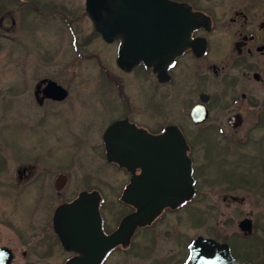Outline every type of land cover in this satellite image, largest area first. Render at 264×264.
Instances as JSON below:
<instances>
[{"label": "flooded vegetation", "instance_id": "af4514ba", "mask_svg": "<svg viewBox=\"0 0 264 264\" xmlns=\"http://www.w3.org/2000/svg\"><path fill=\"white\" fill-rule=\"evenodd\" d=\"M35 4L33 0H0V43L1 38L14 41L21 28H25L31 11L47 20L50 14L60 11L57 4L50 5L48 10ZM158 10L161 19L152 27L151 38L177 51L162 69L161 76L142 61L131 68H121L117 64V55L122 39H105L94 28L85 5L80 15L59 14L52 19H58L65 27L60 30L62 35L53 52L71 49L73 58L70 60L74 65L95 61L98 79H104L109 85L111 102L107 109L104 105L87 109L76 107L82 98L78 93L87 89L71 96L74 74L66 79L43 75L33 81L32 90L28 91H32L37 113L31 119L25 118L26 124L41 134L48 123L46 119L57 123L65 121L70 135H62L59 129L52 127L53 149L65 154L67 150L73 149V152L68 154L70 157L49 163L36 160L35 153L16 156L23 162L16 166L15 184L21 186L24 197L33 202L35 211L44 209V212L39 211L42 214L40 221L35 216L27 221L36 232H41L32 238V241H38L39 249L35 250L36 255L31 261V251L26 247L16 250L10 240L0 243L9 250L2 251L0 263L4 264L10 256L8 264H14L17 258L19 264H44L51 258L57 260L52 264H66L69 259L80 256L79 251L66 249L61 244L54 230L53 215L59 205L75 201L81 193L97 194L101 230L105 234L116 230L126 215L136 211L135 206L123 200V194L133 177L141 178L142 167L126 168L114 161L113 155L125 152L126 148L118 142H109V138L116 140L130 134L123 129L109 133L110 127L119 122L124 127L152 135L163 134L168 128L176 129L183 137L185 156L190 162L193 192L180 198L174 206L163 207L151 222L136 226L128 242L113 246L99 264H108V260L118 254L125 257L142 255L146 246L154 259L152 264H191V242L198 236L226 243L235 260L255 264L251 261L254 255L247 254L255 246L241 245L239 248L235 242L238 239L258 246L252 239L262 225L259 226L260 223L248 213L226 218L227 225H233L234 231H222L221 222L217 221L213 228H208L209 232L189 237L180 227L189 223L208 226V217L197 215L203 213L199 210L202 209L199 206L202 193L213 183L217 189L221 187L226 191L222 201L227 206L243 202L233 194L241 188L259 191L256 197L264 199V188H254V179L246 172L247 169L264 171V0H154V11ZM81 16H87L90 22L91 32L84 39L79 38L77 31V20ZM93 34L100 38L102 47L114 49L116 69L106 64L99 54L85 51ZM25 52L28 54L29 49L25 48ZM29 61L26 58V62H21L24 72ZM28 77L25 75L22 84L25 85ZM131 81L135 91L129 88ZM145 100L154 102L149 109L138 104ZM69 101L71 106H67ZM61 105L67 107L59 108ZM73 107L76 112L70 116L73 120L70 123L65 114L68 115L67 110ZM142 113L147 118H140ZM46 134L49 136L48 132ZM69 137H72L71 142H68ZM47 139L50 143V138ZM92 161H97L95 169L89 166ZM108 169L117 175L109 178ZM238 174L244 178L239 184ZM206 205L215 208L212 204ZM215 209L217 215L220 214L217 212L221 211L220 206ZM191 210L197 213L193 217ZM107 212L111 214L109 219ZM80 213L81 217L88 216L87 212ZM162 241L175 242L176 248L161 250ZM237 249H242L244 255L237 253ZM256 264H264V257Z\"/></svg>", "mask_w": 264, "mask_h": 264}, {"label": "rangeland", "instance_id": "374dc122", "mask_svg": "<svg viewBox=\"0 0 264 264\" xmlns=\"http://www.w3.org/2000/svg\"><path fill=\"white\" fill-rule=\"evenodd\" d=\"M33 2L42 10H44V8L48 10L50 5L57 4L60 7V11L50 14L49 20L40 18L35 12L31 11L28 13L29 19L25 23V28H21L19 35L15 36L16 38L14 41L9 42L7 38H1L0 43V243L10 240L9 243H11L16 250L26 247V249L31 251V261L36 255L35 250L39 249V247H37L38 241H32V238L40 235L41 232H36L34 226L31 227L30 224L28 225L27 221L31 218L34 219V216L37 221H40L42 214L39 211L44 212V209L35 211V206H32L33 202H29L27 198L24 197L21 186L15 184L16 166L23 162L16 156L23 157L29 153H35L36 160H43L49 163L51 161H61L64 158L70 157L68 154L73 152V149H71V151L67 150V154H65L64 151L60 152L58 149H53L54 144L51 139L53 136L51 128L55 127L59 129L62 135H70L65 127V121L57 123V121L51 120L50 118L46 119L48 123L41 130V134H37L38 131H34L26 124L25 118L31 119L37 113V109H35L36 105L32 102V91H28L32 90L31 84L33 85V81L43 75L66 79L71 76L70 74H74L75 77L71 85V96L77 95V91H81L85 88L87 89L78 93L82 98L80 102H77L76 107L87 109L104 105L107 109V107H109L107 105L108 102L109 104L111 102V97L108 92L109 85L104 79H98L97 74L99 70L95 61L87 60V63H81L82 65L78 63L74 65L70 60L73 58V55H70L72 52L71 49L67 48L65 50L61 49L58 52H53L56 42H58L60 38L59 36L62 35V31L60 32V30L65 27L60 25L58 19H52L59 17V14L67 17H73L75 14L80 15L81 11L84 10L85 0H33ZM77 31L79 32V38L83 39L85 35L90 34V22L87 16H81L77 20ZM92 38L93 40L89 45L86 48L84 47L85 51H92L99 54L106 64L116 69L113 61L114 49H111V47L107 49L106 47H102V41L99 37L95 38L94 34ZM23 41L25 44H21ZM25 48L29 49L28 54L25 52ZM26 58L30 60L28 63L29 67L26 71L27 73L24 72L25 70L21 66V62H26ZM25 75H29V77L24 85L22 82L23 79H25ZM87 78L89 80H87ZM130 84H132V81ZM130 84L129 88L135 91L136 88L134 84ZM138 91H140L139 88ZM148 101L150 103H147V100H145L144 103L138 104L142 108L149 109L148 107H151V103L154 102L151 100ZM71 105L72 102H67V106ZM67 106L61 105L59 108ZM67 111L68 115L65 114V117L66 119L69 118V122L71 123L73 120L70 116L75 113L76 110L73 107L71 110L68 109ZM140 118L145 119L147 115L142 113ZM47 132L49 136H47ZM71 136L74 135L71 134ZM47 137L50 138V143ZM71 140L72 137H69L68 142H71ZM55 154H57V157H55ZM89 166H93L95 169L97 161H92L89 163ZM107 171L109 178H113V176L117 175L116 173H112L111 169ZM246 172L250 179H254V188H258L259 190L264 188L263 170L247 169ZM239 175L240 174L236 177L238 184L240 181L244 180V178ZM230 178L232 179L231 176ZM255 192L256 191H252L251 189H237L233 194L242 198L243 202L238 205L229 204V206H227L224 205L222 201V195L226 193V191L221 187L217 189L213 183L210 185L208 191L202 193L203 197L199 201L201 203L199 206L202 209L199 210L203 213L197 215V217L206 215L209 219L208 226L200 227L189 223V225H182L180 230H186L187 233L185 235L192 237L197 234L209 232V229L213 228L216 222L219 221L221 222L222 231H234L235 228L233 225H227L229 222L226 218L228 216L240 217L244 213H248L249 216L253 217L256 222L260 223L259 226L262 225L263 229L264 199L262 200L261 196L256 197L259 195L257 194L259 191ZM206 204H212L215 208L220 206L221 211H217L218 213L220 212V214L217 215L216 209L208 208ZM195 214L197 213H193L191 210V217ZM106 215L108 219L110 218L109 215L111 216L109 212H107ZM195 221L196 220L193 222ZM8 224H10V226ZM6 227H8V229ZM262 229L259 228L252 239V241L256 240L258 244L257 247L254 242L250 244L248 241L242 242L238 239L235 241L239 248L241 245L244 247L251 245L255 246L250 248L247 253L249 255H254L251 261L255 264L257 260L264 257V238L262 237L264 231ZM20 233H23L22 235L24 237H22ZM163 240H165V238ZM169 242L171 243L162 241L161 250L166 251L171 247L176 248L177 243L172 241ZM237 251V253L244 255L242 249H237ZM142 252V255H129L128 257H125L124 254L115 255L108 260V264H152L154 259L149 254L148 247L146 246ZM53 261H57L56 258L45 260L44 264H52ZM14 264H19L18 258L14 261Z\"/></svg>", "mask_w": 264, "mask_h": 264}, {"label": "water", "instance_id": "95a60500", "mask_svg": "<svg viewBox=\"0 0 264 264\" xmlns=\"http://www.w3.org/2000/svg\"><path fill=\"white\" fill-rule=\"evenodd\" d=\"M85 7L94 28L105 39H122L117 55L121 68L128 69L142 61L162 75V69L177 51L151 38L152 27L161 19L159 10L154 11V0H85ZM121 26L130 27L122 30ZM119 129L130 134L116 140L109 138V142L126 148L113 155L114 161L126 168L142 167L141 178L133 177L123 194V200L135 206L136 211L126 215L116 230L104 234L96 193H81L75 201L59 205L53 215L54 230L66 249L80 252L66 264H99L113 246L128 242L136 226L151 222L163 207L174 206L193 192L190 162L185 156L183 137L176 129L152 135L117 122L109 133ZM80 212H87L88 216L81 217ZM3 250L9 251L0 247V254ZM190 250L192 264H242L230 255L226 243L212 238L196 237Z\"/></svg>", "mask_w": 264, "mask_h": 264}]
</instances>
